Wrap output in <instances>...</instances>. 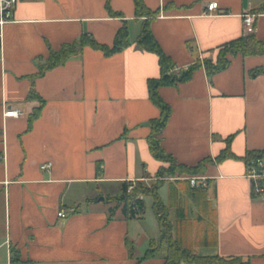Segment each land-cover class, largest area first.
Instances as JSON below:
<instances>
[{
  "label": "crops",
  "instance_id": "1",
  "mask_svg": "<svg viewBox=\"0 0 264 264\" xmlns=\"http://www.w3.org/2000/svg\"><path fill=\"white\" fill-rule=\"evenodd\" d=\"M213 1L218 10L207 14ZM144 2L159 10L150 23L152 34L179 68L243 37L246 12L257 14L253 35L264 41V0ZM110 5L123 17L110 16L105 0H29L18 5L14 21L1 31L0 264H164L165 244L154 258L142 260L157 239L141 221L119 213L109 219L108 207L94 201L105 186L112 190L123 182L157 180L165 164L152 156L147 141L149 122L161 113L147 83L160 75L158 55L137 44L142 24L133 0ZM123 22L130 41L123 51L106 56L85 47L32 81L49 47L59 50L84 32L111 46ZM258 67L264 68V55H237L211 78L202 67L185 83L160 88L172 111L160 134L166 152L180 164L196 165L214 160L231 135L230 151L239 157L264 150V74L249 76ZM32 89L43 105L30 122L40 107L39 99H28ZM10 108L20 115L5 117ZM49 162L52 167L42 170ZM205 169L195 176L204 177L206 185L199 180L193 187L189 176L173 177L159 190L174 234L187 221L194 240L202 238L196 253L264 264V196H252L245 163L231 158ZM192 189L204 194L203 210ZM60 210L66 217L58 216ZM140 243L147 247L142 250Z\"/></svg>",
  "mask_w": 264,
  "mask_h": 264
},
{
  "label": "trees",
  "instance_id": "2",
  "mask_svg": "<svg viewBox=\"0 0 264 264\" xmlns=\"http://www.w3.org/2000/svg\"><path fill=\"white\" fill-rule=\"evenodd\" d=\"M110 1L111 0H105V8L109 15L123 17L120 12L111 8ZM133 2L136 19H141L142 24L140 34L137 37V44L140 49L158 55L160 68L159 77L147 80L148 96L161 112L157 119L149 122L152 131L147 137V141L149 142V149L152 156H154L156 160L168 163L169 166H161L156 176L157 180L151 182V184L143 185V183H137V186L129 191L130 185L128 182H123L120 184L118 194H115L114 196H106L104 201L111 204L107 210L109 219H112L116 216V213H119L127 220H142L146 209L145 198L149 197L152 200V212L155 214L159 229H161V232H164V235L157 241H150L151 245L142 256V260L145 261L146 259L154 258L160 251L161 246L165 244L166 255L164 257V264H251L250 260L245 261L238 256L224 257L215 254L202 255L196 253L194 251V246L198 244V241H202V238H196L197 242L194 240L191 233V224L187 221L181 223L177 232L174 234L169 207L163 199H161L159 190L163 184H165V182L161 180L165 175H167L168 178L202 175L205 173L207 165L231 158L242 160L246 166L251 159L264 158V150L246 151L245 156L239 157L230 151L229 145L233 138V135H231L227 138V147L222 150L214 160L212 158H205L198 164L191 166L180 164L175 156L167 153L162 146L160 134L166 127V124L172 115V111L169 104L160 96L159 89L185 83V81L192 77L195 71L202 67L206 69L208 77L211 78L214 74L228 69L231 63V58L237 55H264V41L257 39L253 34L243 35L241 38L220 45L217 48L219 54L214 61L210 58L202 60V58L199 57L194 63L187 66L185 69L179 68L175 65L172 58L163 52L159 42L152 34L150 23L159 14V10L152 11L148 9L144 0H133ZM122 25L123 26L116 32L113 39L114 42L111 46L100 43L95 40L90 33L84 32L77 40L63 44L59 50H54L49 47L48 57L39 63L38 72L31 77L32 81L35 78L44 76L46 72L64 65L71 57L79 55L85 47H90L94 50H101L106 56H112L115 53L123 51L130 45V41L128 39V25H126L125 22H123ZM259 74H264V68L258 67V69H253L249 72L251 78H255ZM36 98L40 100V107L30 116V122L40 114L41 106L43 105V100L32 89L29 92L28 99ZM101 169L102 167L100 163L97 165L98 176L102 173ZM187 184H189V182ZM191 194L196 199L197 205L201 210H203L204 206H208L204 194L200 189H192ZM251 194L253 197H257L253 191H251ZM94 201L97 202L96 199ZM198 221L199 223H205L201 219ZM127 244L129 248V256H132L134 248L133 244L129 241H127Z\"/></svg>",
  "mask_w": 264,
  "mask_h": 264
},
{
  "label": "built area",
  "instance_id": "3",
  "mask_svg": "<svg viewBox=\"0 0 264 264\" xmlns=\"http://www.w3.org/2000/svg\"><path fill=\"white\" fill-rule=\"evenodd\" d=\"M29 0H0V36L3 27L14 21L15 11L18 5L22 2ZM207 14H213L216 10H218V3L213 1L209 3L207 6ZM256 18L257 14L246 12L243 14L244 22V33L245 35L254 34L256 30ZM20 115V111L15 108H10L5 111V117H18ZM52 167V163H45L41 165L42 170H49ZM247 177L251 182L252 191L259 197L264 196V158L251 159L247 164ZM189 183L195 187L199 184L198 181H202V186L205 184L204 177H196L189 176ZM66 211L60 210L58 212V216L64 218L66 217Z\"/></svg>",
  "mask_w": 264,
  "mask_h": 264
},
{
  "label": "rangeland",
  "instance_id": "4",
  "mask_svg": "<svg viewBox=\"0 0 264 264\" xmlns=\"http://www.w3.org/2000/svg\"><path fill=\"white\" fill-rule=\"evenodd\" d=\"M219 54L218 52V49H215L214 50V53L212 54H209V55H206V56H202V60H205V59H212L213 61L216 59L217 55ZM169 164L168 163H165L164 164V167H168ZM168 178L167 175H165L164 177L161 178V180L163 182L166 181V179ZM159 180V179H158ZM156 181V180H154ZM137 183H143V185L145 184H151L150 181H141V180H135V181H129L128 184L130 185L129 187V191L132 190L134 187H136ZM148 186V185H147ZM151 186V185H150ZM119 188H120V184L117 185V187H115V189H112L110 190L108 187H103L102 190H103V193H101V195L99 196H95L94 198L97 200V201H100V198L103 197L105 198L106 196H114L115 194H118L119 192ZM166 187L162 188V192H163V198L166 199V194H167V191H166ZM146 200V209H145V215H144V218L142 220H139V222L141 221V225H142V228L143 229H146V232L151 236V237H155L157 240L160 239V237L162 236V232L161 230L159 231L158 229V226H157V222H156V218H155V214H153L152 212V208H151V205H152V200L149 198V197H146L145 198ZM167 200V199H166ZM100 203H102L103 205H105L106 207H110L111 204H108L103 200L100 201ZM205 205V204H203ZM206 207V206H205ZM147 247V244L146 243H140V248L143 250L144 248ZM165 246L163 247L162 251H161V254L164 255L165 253Z\"/></svg>",
  "mask_w": 264,
  "mask_h": 264
},
{
  "label": "water",
  "instance_id": "5",
  "mask_svg": "<svg viewBox=\"0 0 264 264\" xmlns=\"http://www.w3.org/2000/svg\"><path fill=\"white\" fill-rule=\"evenodd\" d=\"M146 125H148V123H146ZM103 199H104V198L101 197V198H100V201L103 200ZM163 235H164V232H162V236H163Z\"/></svg>",
  "mask_w": 264,
  "mask_h": 264
}]
</instances>
